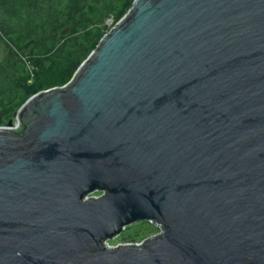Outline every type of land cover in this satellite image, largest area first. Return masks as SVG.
<instances>
[{"label": "water", "instance_id": "95a60500", "mask_svg": "<svg viewBox=\"0 0 264 264\" xmlns=\"http://www.w3.org/2000/svg\"><path fill=\"white\" fill-rule=\"evenodd\" d=\"M14 118L0 264H264V0H134Z\"/></svg>", "mask_w": 264, "mask_h": 264}, {"label": "trees", "instance_id": "16d2710c", "mask_svg": "<svg viewBox=\"0 0 264 264\" xmlns=\"http://www.w3.org/2000/svg\"><path fill=\"white\" fill-rule=\"evenodd\" d=\"M133 1L0 0V126L30 96L66 84Z\"/></svg>", "mask_w": 264, "mask_h": 264}, {"label": "rangeland", "instance_id": "374dc122", "mask_svg": "<svg viewBox=\"0 0 264 264\" xmlns=\"http://www.w3.org/2000/svg\"><path fill=\"white\" fill-rule=\"evenodd\" d=\"M106 23L107 25H110L111 21L108 20ZM53 88H47L44 90H49ZM12 120L14 122L15 118H13ZM100 194H101L100 192H95L92 194V196L97 197ZM157 233L158 232L156 231L153 225H150L147 222H137L135 224H132L131 226L126 227L117 237L111 238L110 240L106 241V244L109 247H116L117 245H120L123 243H133V242H126L124 238H134V237L136 238L134 242H140L146 238L156 235ZM136 234H139V235L135 236Z\"/></svg>", "mask_w": 264, "mask_h": 264}, {"label": "built area", "instance_id": "2783aa9c", "mask_svg": "<svg viewBox=\"0 0 264 264\" xmlns=\"http://www.w3.org/2000/svg\"><path fill=\"white\" fill-rule=\"evenodd\" d=\"M113 25H114V24H113ZM113 25H112V22H111V24L108 25V26H111V27H112ZM147 223L150 224V225H153L158 233L160 232V229H159L156 225H154L152 221H147ZM158 233H157V234H158ZM117 236H118V235H117ZM117 236H115V237H117ZM140 242H141V241H140ZM140 242L123 243V244H120V245H124V244H140ZM117 246H118V245H117Z\"/></svg>", "mask_w": 264, "mask_h": 264}]
</instances>
